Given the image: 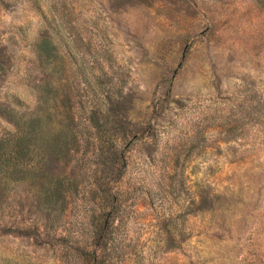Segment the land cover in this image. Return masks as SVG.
Here are the masks:
<instances>
[{
    "label": "rangeland",
    "instance_id": "374dc122",
    "mask_svg": "<svg viewBox=\"0 0 264 264\" xmlns=\"http://www.w3.org/2000/svg\"><path fill=\"white\" fill-rule=\"evenodd\" d=\"M0 264H264V0H0Z\"/></svg>",
    "mask_w": 264,
    "mask_h": 264
},
{
    "label": "trees",
    "instance_id": "16d2710c",
    "mask_svg": "<svg viewBox=\"0 0 264 264\" xmlns=\"http://www.w3.org/2000/svg\"><path fill=\"white\" fill-rule=\"evenodd\" d=\"M41 117L42 116L40 114H37V117L35 119L38 120ZM31 122H32V119L30 117L27 118V119L22 120L21 123L19 124L18 128L16 129V132H14L11 135V138L13 139L14 144L16 146L15 147V151H19L20 150L21 144L24 146V148L26 150V145H27L26 134L28 132V127H29ZM39 135H41V132H39Z\"/></svg>",
    "mask_w": 264,
    "mask_h": 264
}]
</instances>
